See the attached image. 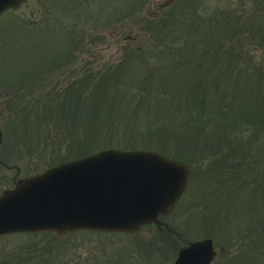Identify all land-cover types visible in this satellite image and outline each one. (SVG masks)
I'll return each mask as SVG.
<instances>
[{
  "label": "rangeland",
  "instance_id": "obj_1",
  "mask_svg": "<svg viewBox=\"0 0 264 264\" xmlns=\"http://www.w3.org/2000/svg\"><path fill=\"white\" fill-rule=\"evenodd\" d=\"M161 2L24 0L0 14V193L107 148L190 166L168 228L5 234L0 264H170L172 240L202 238L224 264H264V0Z\"/></svg>",
  "mask_w": 264,
  "mask_h": 264
},
{
  "label": "water",
  "instance_id": "obj_2",
  "mask_svg": "<svg viewBox=\"0 0 264 264\" xmlns=\"http://www.w3.org/2000/svg\"><path fill=\"white\" fill-rule=\"evenodd\" d=\"M23 0H0V13ZM168 3V2H166ZM165 3V4H166ZM188 166L155 151L105 149L24 177L0 195V235L75 230L135 232L168 214L186 188ZM210 239L190 243L173 264H208Z\"/></svg>",
  "mask_w": 264,
  "mask_h": 264
},
{
  "label": "flooded vegetation",
  "instance_id": "obj_3",
  "mask_svg": "<svg viewBox=\"0 0 264 264\" xmlns=\"http://www.w3.org/2000/svg\"><path fill=\"white\" fill-rule=\"evenodd\" d=\"M163 1V4L165 3V2H167L168 0H162ZM174 1V0H173ZM172 1V2H173ZM172 2H170L168 5H166V6H163V4L162 5H160V8L161 9H165L167 6H169V5H171L172 4ZM159 3V2H158ZM157 3V4H158ZM164 7V8H163ZM74 45H76V44H74ZM73 45V46H74ZM72 50H74V48H72ZM26 87H28V85H26ZM0 163H2L1 162V160H0ZM189 171H190V168H189ZM12 181H13V183L12 184H14L15 183V181L18 179V178H16L15 176H13L12 177ZM178 204V203H177ZM164 215L163 214H160V215H158V219H157V221H156V223H151V224H149V225H156V226H160V227H166V228H168V225L163 221V219H162V217H163ZM143 227H145V228H149L148 227V225H144ZM169 230V229H168ZM191 241H194V240H187L186 241V243L185 244H183V246H185V245H187L189 242H191ZM167 244V243H166ZM172 244H173V246L176 248H178L177 249V251L182 247V245L181 246H178V244H177V241L176 240H172ZM225 244H221V246H219V249H223V248H225ZM215 247H216V245H214V242H213V248L215 249ZM167 248H168V250L170 249L169 248V246H167ZM220 252V251H219ZM219 252H216L215 253V255H214V257L212 258V260H211V262L209 263V264H224L226 261H225V259H224V261L223 262H221V260H222V257L220 256V257H218V253ZM235 253V252H234ZM176 257V256H175ZM175 257L173 258V260L175 259ZM173 260L171 261V263L173 262ZM232 264H238L237 263V261L234 259L233 260V262H232Z\"/></svg>",
  "mask_w": 264,
  "mask_h": 264
}]
</instances>
